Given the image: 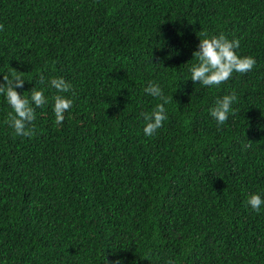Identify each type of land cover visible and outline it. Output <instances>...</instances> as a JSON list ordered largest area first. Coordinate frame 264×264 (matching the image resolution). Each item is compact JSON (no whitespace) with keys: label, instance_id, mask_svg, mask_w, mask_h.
Masks as SVG:
<instances>
[{"label":"trees","instance_id":"1","mask_svg":"<svg viewBox=\"0 0 264 264\" xmlns=\"http://www.w3.org/2000/svg\"><path fill=\"white\" fill-rule=\"evenodd\" d=\"M0 25V83L15 69L48 100L29 138L0 95V264H264V205L246 204L264 199V0H0ZM205 33L252 70L193 82ZM53 77L75 91L60 125ZM149 82L172 97L153 136Z\"/></svg>","mask_w":264,"mask_h":264},{"label":"clouds","instance_id":"2","mask_svg":"<svg viewBox=\"0 0 264 264\" xmlns=\"http://www.w3.org/2000/svg\"><path fill=\"white\" fill-rule=\"evenodd\" d=\"M3 30V25H0ZM199 38L198 50L192 53V57L197 60L189 69L191 80L198 82L205 87L219 86L232 78L233 73H247L252 70L255 65V59L251 56H238L235 49L240 47L239 39L229 40L223 34L218 36ZM24 73L15 69L10 74L3 75V83H0V95H3L7 104L12 111L7 114L4 123L11 128L18 136L29 137L35 135L33 121L36 119L35 109L43 107L48 100L44 95L43 89L37 90L33 87L30 91V97H26L16 91V88H22L25 79ZM40 83L44 84L43 77ZM47 84L55 89L56 93L51 97L53 102V112L55 123L62 124L65 119V113L73 106V100L67 98L61 93L75 91L72 85L66 82L62 77H53L47 81ZM145 94L157 98L161 103H157L149 112H141L140 116L145 121L143 132L146 136H153L156 131L163 126V121L167 119L165 105L170 103L172 97H166L159 86L154 82H149L144 88ZM235 93L225 95L216 100L215 105L209 110L210 116L216 121L217 126L223 125L230 113L233 115L232 105L236 102ZM246 204L252 210L259 212L261 205H264V199L256 193H251L246 199ZM104 264H121L120 260L107 261L104 258ZM167 264H174L169 260Z\"/></svg>","mask_w":264,"mask_h":264}]
</instances>
